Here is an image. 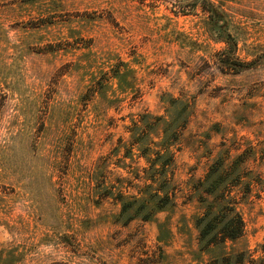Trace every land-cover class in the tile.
<instances>
[{
    "label": "rangeland",
    "instance_id": "rangeland-1",
    "mask_svg": "<svg viewBox=\"0 0 264 264\" xmlns=\"http://www.w3.org/2000/svg\"><path fill=\"white\" fill-rule=\"evenodd\" d=\"M223 193L264 264V0H0V264H210Z\"/></svg>",
    "mask_w": 264,
    "mask_h": 264
},
{
    "label": "trees",
    "instance_id": "trees-1",
    "mask_svg": "<svg viewBox=\"0 0 264 264\" xmlns=\"http://www.w3.org/2000/svg\"><path fill=\"white\" fill-rule=\"evenodd\" d=\"M225 193V192H224ZM223 194H218L219 209L212 207L203 213L201 234L210 235L209 246H219L221 254L212 259L210 264H254L255 258L248 250L228 251L227 241H235L244 234L245 224L242 214L237 210L236 202ZM208 246V247H209Z\"/></svg>",
    "mask_w": 264,
    "mask_h": 264
}]
</instances>
